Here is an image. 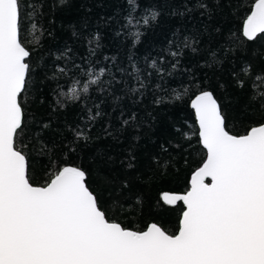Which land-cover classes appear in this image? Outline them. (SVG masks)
<instances>
[{"label":"snow or ice","instance_id":"obj_1","mask_svg":"<svg viewBox=\"0 0 264 264\" xmlns=\"http://www.w3.org/2000/svg\"><path fill=\"white\" fill-rule=\"evenodd\" d=\"M59 2L63 4L65 0ZM37 3L42 9L43 0H0V264H264V89L251 87L257 82L264 84V51L258 54L261 67L255 74L252 62L231 72V87L238 90L241 98L247 95L235 116L212 90L197 82V90L189 99L198 127L188 135L173 125L177 137L169 143L175 142V147L182 150L180 141H191L194 135L199 145V163L191 170L184 191H163L157 199L159 207L168 206L179 213L177 223L168 228L153 220L143 228H133L110 212V206L131 203L133 199L136 203L131 214L142 210L143 201L131 194L128 175L113 178L99 168L93 171L76 162L75 154L93 140L89 125L69 126L71 139L62 142L59 149L68 157L60 160L54 171L36 172L33 167L28 149L50 155L43 133L51 127L50 121L34 117L40 127V133H34L28 117L33 111L39 114L47 103L43 92L30 96L34 71L31 60L33 52L42 47L44 36L38 23L43 12ZM126 3L129 9L124 26L135 38V46L142 33L131 29L141 23L146 27L158 24L164 10L160 5H149L146 14L137 19V0ZM197 9L202 10V15L214 14L209 0H183L179 7H170L168 15L183 18ZM247 11L242 37L246 41H257L258 37L264 41V0H254ZM174 36L175 41H169L170 45L175 43L176 49L169 51L173 71L181 64L184 50L197 53L200 43L198 34L185 35L183 39ZM99 40L97 35V46ZM231 51L236 54L235 49ZM90 54L95 55V49ZM212 57L209 67L222 63L216 60L215 52ZM160 63H164L163 57ZM131 67L136 73L134 61ZM150 67L164 75L155 60ZM108 71L104 67L98 72L89 69L87 82L80 85L76 81L60 96L76 103L82 94L90 93L91 86H111L115 77L103 79ZM59 72L65 73V69ZM136 79L140 88H130L133 95L145 87L138 75ZM217 86L225 89L228 85ZM188 92V87L182 93L175 92L173 102L181 101ZM162 102L163 98H153L156 105ZM57 107L65 105L57 100ZM56 111L52 108V112ZM100 116L99 110L93 114L88 109L89 122ZM143 123L132 113L121 120V128L138 129ZM104 131L113 135L107 127ZM160 147L168 152L164 144ZM135 160L136 156L129 152L127 169H135ZM153 161L161 175L167 173L169 162L157 157ZM183 162L187 164L188 157H183Z\"/></svg>","mask_w":264,"mask_h":264},{"label":"trees","instance_id":"obj_2","mask_svg":"<svg viewBox=\"0 0 264 264\" xmlns=\"http://www.w3.org/2000/svg\"><path fill=\"white\" fill-rule=\"evenodd\" d=\"M137 2V19L146 14L145 9L149 5H160L164 15L158 24L151 27L141 23L138 28L131 29L142 33L135 46V38L124 26L129 9L126 0H65L63 4L59 0H43L42 9L39 3L36 4L43 12L38 23L44 36L41 39L42 47L33 52L31 60L34 71L30 96L35 97L38 91L43 92L47 103L39 114L33 111L28 117L34 133H40L34 117L37 120L43 117L45 122H51L50 129L43 133L50 155L38 153L33 148L28 151L36 172L42 169L54 171L59 161L68 157L66 152L60 154L59 149L62 142L67 143L71 139L69 126L79 125L83 128L89 125L93 140L75 154L76 162L93 171L99 168L101 173L113 178L127 174L132 181L131 194L143 201L142 210L135 211L134 215L131 213L135 199L131 203L110 206L111 215L133 228H143L153 220L174 228L179 213L168 206L159 207L158 196L163 191L185 190L191 170L199 163L200 152L194 135L191 141H180L182 150L175 147V142L169 143L177 137L173 125L188 135L195 132L197 125L189 107V97L196 92L197 82L200 87L212 90L230 115L235 116L247 95L241 98L238 90L231 87V72L239 71L246 63L252 62L255 74L261 67L258 54L264 51V41L259 37L257 41H246L241 34L242 21L249 14L247 9H250L254 0H209L214 14L202 15V10L197 9L183 18L168 15L169 8L179 7L183 0H168L167 3L165 0ZM216 3L219 7L215 6ZM189 6L193 4L189 3ZM174 34L179 35L180 39L185 35L198 34L200 41L197 53L184 50L181 64L175 71L169 65V51L176 50L175 43L169 44L170 40L175 41ZM97 35L100 37L99 46L95 43ZM92 49H95V55L90 54ZM232 49L236 50L235 55ZM213 52L216 53V60L222 63L209 67ZM162 57L163 64L160 63ZM153 60L157 62L158 68L164 69L163 76L150 67ZM131 61L135 62L136 73H133ZM101 67L110 70L104 80L115 77L111 86H91L90 93L82 94L81 101L76 103L60 96L61 92L67 93L76 81L80 85L87 82L89 69L98 72ZM60 68L65 69V73H60ZM137 75L145 87L133 95L129 89L140 88ZM218 83L228 86L220 89ZM185 87L189 89L188 94L181 101L173 102L175 92L182 93ZM251 87L259 91L264 89V84L257 82ZM101 88L108 91L99 90ZM248 88L249 84L246 83V93ZM154 97L163 98V102L154 104ZM57 100L65 107H57ZM95 105H99V108ZM54 107L57 108L56 112H52ZM233 107L236 111H231ZM88 109L93 114L99 110L101 116L89 122ZM132 113H136L144 123L138 129L121 128V120ZM106 127L113 135H106ZM239 130L243 131V128ZM161 144L168 148V152L161 149ZM129 152L136 156V167L131 170L126 167ZM153 157L170 163L166 174H160ZM183 157H188L187 164L183 162Z\"/></svg>","mask_w":264,"mask_h":264},{"label":"water","instance_id":"obj_3","mask_svg":"<svg viewBox=\"0 0 264 264\" xmlns=\"http://www.w3.org/2000/svg\"><path fill=\"white\" fill-rule=\"evenodd\" d=\"M189 107H190V103H189ZM190 109H191V107H190ZM192 110V109H191ZM193 111V110H192ZM194 113V112H193ZM194 117H195V115H194ZM197 127H198V125H197Z\"/></svg>","mask_w":264,"mask_h":264}]
</instances>
